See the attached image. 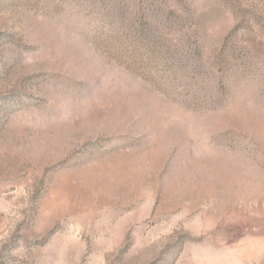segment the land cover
<instances>
[{"label":"rangeland","instance_id":"rangeland-1","mask_svg":"<svg viewBox=\"0 0 264 264\" xmlns=\"http://www.w3.org/2000/svg\"><path fill=\"white\" fill-rule=\"evenodd\" d=\"M0 264H264V0H0Z\"/></svg>","mask_w":264,"mask_h":264}]
</instances>
